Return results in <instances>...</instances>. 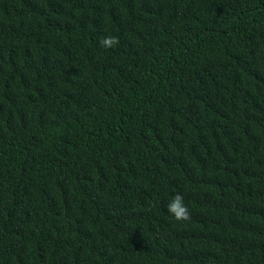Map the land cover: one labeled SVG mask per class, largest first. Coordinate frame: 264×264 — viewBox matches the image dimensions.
Returning a JSON list of instances; mask_svg holds the SVG:
<instances>
[{"label":"trees","instance_id":"trees-1","mask_svg":"<svg viewBox=\"0 0 264 264\" xmlns=\"http://www.w3.org/2000/svg\"><path fill=\"white\" fill-rule=\"evenodd\" d=\"M0 264H264V0H0Z\"/></svg>","mask_w":264,"mask_h":264},{"label":"clouds","instance_id":"clouds-1","mask_svg":"<svg viewBox=\"0 0 264 264\" xmlns=\"http://www.w3.org/2000/svg\"><path fill=\"white\" fill-rule=\"evenodd\" d=\"M100 43L104 47H112L119 44V39L114 36H106ZM167 210L176 221H188L191 219L190 210L184 202V196L180 193L173 196L172 200L167 204Z\"/></svg>","mask_w":264,"mask_h":264}]
</instances>
